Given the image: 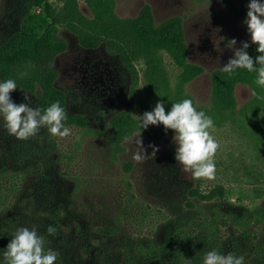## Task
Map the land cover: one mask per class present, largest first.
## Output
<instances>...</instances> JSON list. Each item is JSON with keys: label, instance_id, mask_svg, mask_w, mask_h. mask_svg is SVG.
<instances>
[{"label": "trees", "instance_id": "16d2710c", "mask_svg": "<svg viewBox=\"0 0 264 264\" xmlns=\"http://www.w3.org/2000/svg\"><path fill=\"white\" fill-rule=\"evenodd\" d=\"M85 2L89 15L81 10L78 0H59L57 6H49L51 20L41 38L26 46H12L0 56L1 81L14 80L18 89L35 94V108L41 114L52 95L60 98L64 108L63 93L53 85L51 66V60L63 47L57 31V26L62 25L77 34L83 44L105 42L123 59L145 65L144 96L133 98L142 111H151L163 100L167 113L172 104L190 99L197 111L212 118L214 128L229 122L248 138L255 152L264 151V120L257 115L260 108L264 109V88L255 83L257 72L244 69L243 75L235 79L249 84L257 93L247 103L237 106L234 82L217 75L219 68L211 77L209 104L196 105L185 86L198 71L186 59L184 36L178 27L149 26L141 13L119 16L115 0ZM256 48L250 43L247 49L253 58L259 55ZM163 52L173 55L180 68L175 82L164 66ZM247 117L252 118V124L246 123ZM72 118L86 123L83 116ZM111 125L114 156L124 149V140L136 132L153 141L173 132H165L163 125L143 129L141 118L129 110L118 114ZM45 128L27 140L17 139L11 144L17 155L36 160L41 170L19 193L0 180V264H7L6 246L16 231L25 227L35 228L43 237L45 252L51 249L58 253L55 264H203L205 254L213 250L221 255L242 256L243 264H264V203L251 209H225L219 201L224 196L223 185L206 191L197 182L180 200L154 199L162 205L158 210L166 213V223L171 226L164 239H158L156 232L140 235L133 225L145 221L147 206L143 200H150L149 195L136 197L130 181L109 172L75 178L61 172L48 176L55 158L40 137ZM3 154L4 147L0 145V167ZM132 165L131 160L123 164L125 169ZM49 226L56 228L55 234L47 232Z\"/></svg>", "mask_w": 264, "mask_h": 264}, {"label": "rangeland", "instance_id": "374dc122", "mask_svg": "<svg viewBox=\"0 0 264 264\" xmlns=\"http://www.w3.org/2000/svg\"><path fill=\"white\" fill-rule=\"evenodd\" d=\"M58 2L0 0V56L12 46H26L39 40L51 20L48 7L57 6ZM78 3L81 10L89 15L85 0H78ZM248 3L249 0H115V12L119 16L141 13L149 26L175 25L183 32L186 59L198 71L185 86L196 105L209 104L211 77L220 68L217 75L234 82V96L237 106H241L251 99L253 92L249 84L240 79L235 80L243 75L244 69L238 68L228 74L222 71V66L233 56V51L225 47L228 39L235 38L236 47L241 46V41L250 43V35L244 24ZM57 31L63 47L51 60L53 85L63 93L66 112L63 123L71 129L72 135L55 137L45 128L40 136L55 158L54 169L48 176H54L57 172L66 174L68 178L105 172L118 178L122 176L120 179L132 183L136 197L143 198L144 193H147L150 199L143 200L147 206L144 212L146 218L142 224L134 222V231L140 235L156 232V237L161 240L170 232L171 226L166 223V213L162 209L158 210L162 205L154 202V199L165 201L174 197L180 200L181 195L195 188L197 182L206 191L223 185L225 192L219 201L225 209H251L264 203V151L255 152L248 138L229 122L209 130L219 144L214 156L216 171L212 180L193 179L192 174L185 172L183 166L175 161L174 131L158 141L136 132L124 140V149L114 156L111 121L125 110L139 118L144 113L140 105L133 103V98L144 96L145 65L136 60L123 59L114 47L105 42L83 44L78 35L65 26L58 25ZM204 32H209L208 40L212 42L211 45L208 43V46L200 47ZM221 37L226 38L222 40L223 46H219ZM208 49L214 51L208 54ZM163 58L170 80L175 82L180 68L173 55L163 52ZM0 83H3L1 79ZM36 91L40 94L39 86ZM25 95L30 97V106L35 108V94L18 88L11 93L16 103L25 102ZM57 101L60 102L58 96H50L46 109ZM257 115L258 119L264 120V109L260 108ZM72 116H83L86 123L75 122ZM252 122V118L247 117L246 123ZM138 135L142 138L147 154L152 152L149 144L159 148L155 158L150 157L143 163L133 160L137 148L133 138ZM13 141L18 140L9 135L0 115V145L4 147L0 180L19 193L37 177L41 169L36 160L22 159L17 155L11 148ZM129 160L133 165L125 169L123 164ZM246 171L257 175L260 180L255 181Z\"/></svg>", "mask_w": 264, "mask_h": 264}, {"label": "clouds", "instance_id": "9594fccd", "mask_svg": "<svg viewBox=\"0 0 264 264\" xmlns=\"http://www.w3.org/2000/svg\"><path fill=\"white\" fill-rule=\"evenodd\" d=\"M248 11L244 24L250 35V43L257 45L256 55L253 58L247 49L248 41H241L236 47L235 38L228 39L225 47L233 51V56L222 66V71L232 74L235 69L243 68L249 72H257L255 83L264 88V2L249 0ZM219 30V29H218ZM221 37V40H225ZM259 65L258 68L254 67ZM17 89L14 80L0 83V115L4 120V127L9 135L19 140H27L35 136L42 127H46L50 134L59 138L72 135L71 129L64 126L66 112L59 101L51 104L43 114L39 108L30 106V97L24 96L22 103H16L11 97ZM253 96L257 93L252 92ZM259 98V97H258ZM165 101L160 100L151 111H145L141 117V127L147 129L150 125H163L165 132L173 130V141L176 144L175 161L183 166L185 172H190L193 179L212 180L215 178L214 156L219 144L210 134L214 122L203 111H197L190 99L171 105L166 113ZM104 113L101 112V116ZM78 139V137H77ZM137 145L133 153V160L143 163L148 158H155L159 151L157 146L149 144L151 154L146 153L140 135L133 138ZM56 228L49 226L47 232L55 234ZM4 257L7 264H55L58 253L49 249L45 252L43 237L39 236L36 229L20 228L6 246ZM203 264H243V257H236L229 253L221 255L215 250L205 254Z\"/></svg>", "mask_w": 264, "mask_h": 264}, {"label": "flooded vegetation", "instance_id": "af4514ba", "mask_svg": "<svg viewBox=\"0 0 264 264\" xmlns=\"http://www.w3.org/2000/svg\"><path fill=\"white\" fill-rule=\"evenodd\" d=\"M204 33H205L204 37L201 36L203 39H202V41H201V44H202V45H200V47H202V46H203V47H206V46H208V45H206V44H208V43L211 45V42H212V40H211V41L208 40L209 32H204ZM210 45H209V47H211ZM219 46H223L222 40H221V42L219 43ZM222 50H224V49H222ZM202 51H203V49H201V52H202ZM207 51H208L207 53L209 54L210 51H214V50H211V49H210V51H209V49H208ZM203 55L205 56V54H203ZM211 58H212V57H211ZM213 59H214V58H213Z\"/></svg>", "mask_w": 264, "mask_h": 264}]
</instances>
